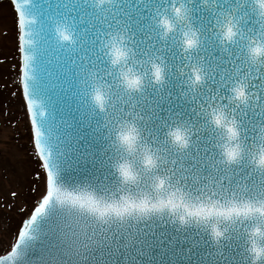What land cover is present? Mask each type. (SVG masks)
Instances as JSON below:
<instances>
[{
  "label": "snow or ice",
  "instance_id": "obj_1",
  "mask_svg": "<svg viewBox=\"0 0 264 264\" xmlns=\"http://www.w3.org/2000/svg\"><path fill=\"white\" fill-rule=\"evenodd\" d=\"M11 4L43 186L0 264H264V0Z\"/></svg>",
  "mask_w": 264,
  "mask_h": 264
},
{
  "label": "trees",
  "instance_id": "obj_2",
  "mask_svg": "<svg viewBox=\"0 0 264 264\" xmlns=\"http://www.w3.org/2000/svg\"><path fill=\"white\" fill-rule=\"evenodd\" d=\"M2 1L3 0H0V5ZM4 28H6V30H4L1 33L3 35H8L9 38H12L14 35L15 27L12 26L9 27L7 25ZM17 57L18 54H17L16 43L14 41L11 42L8 40H3V38L0 39V121H2L4 124L7 125L10 124L13 127L14 134H12V140L18 141L26 138L25 149L31 155L30 161L31 164L33 165V170L30 172V177H31L30 179L32 181L29 183L28 181L27 182L23 181L21 185L22 189L21 191H15L17 193L15 197L12 195V192H14L12 191V189L10 190V192L8 191V193H6L7 195L9 194V200H10L7 204L8 206H5L3 204L0 205L1 207L5 206L7 209L9 208L15 212L14 214L16 215L18 221L16 225H14L13 230H16L24 215L31 210L34 204L33 202L37 197V193L40 190V180H41V179H37V177L35 176V172L40 171V167L37 160L34 158L35 155L33 154L32 151H30L31 145L29 141L30 137L27 130V126L23 121V119L20 118L19 115L20 111L18 110L19 106L21 105V99L19 96L18 89H16L17 86L15 81V74L17 73L18 70ZM19 125L21 130L16 127ZM10 168L11 166L9 165V163L4 162V164H2L1 172H0V183L1 181L3 182V178H6L4 172L7 171L9 172ZM34 179H36L37 181L35 182ZM36 183H38L37 186ZM10 187H12V185H10ZM20 195L23 196L21 204L19 205L18 208L15 207L12 208L13 203L16 202V199H18ZM2 210L9 212L8 210L3 208L0 209V212H3ZM3 215L6 216L5 213H3Z\"/></svg>",
  "mask_w": 264,
  "mask_h": 264
},
{
  "label": "rangeland",
  "instance_id": "obj_3",
  "mask_svg": "<svg viewBox=\"0 0 264 264\" xmlns=\"http://www.w3.org/2000/svg\"><path fill=\"white\" fill-rule=\"evenodd\" d=\"M15 17H14V13H13V9L11 4L9 3V1L4 0L1 3L0 6V39L3 38V40H8L11 42H15V38L12 41V38H9L8 35H3L1 32H3L4 30H6V28H4L5 26H9V27H13L15 24ZM16 25V24H15ZM16 27V26H15ZM17 30V28H16ZM14 36V35H13ZM22 109H21V113L19 112V115L21 116V119H23L24 115L22 113ZM20 119V120H21ZM24 121V120H23ZM20 122V121H19ZM22 122V121H21ZM18 129H20V125L16 126ZM28 129V127H27ZM13 127L9 124H4L2 121H0V150H10V151H18V152H23L25 155V160L27 161L26 164L21 165L19 163H9L6 160H4L2 157H0V172H1V166L2 164H4V162L9 163V165L11 166L9 172H4L6 175V178H3V182L1 181L0 183V205L3 204L5 206H8V202L9 200V194L7 195L6 193H8V191L10 192V190L12 189V191H21L22 187V182H31L32 180L30 179V172L33 170V165L31 164L30 161V154L29 152L25 149V144H26V138L21 139V140H12V134H14L13 131ZM21 130V129H20ZM21 142V145H20ZM31 144V142H30ZM32 151V147L30 146ZM33 152V151H32ZM34 181L36 182L37 180L34 179ZM10 185H12V187H10ZM38 185V183H36V186ZM35 187V186H34ZM42 189V182H40V190ZM39 190V191H40ZM39 194V192L37 193V195ZM22 197L23 196H19L18 199H16V202L13 203L12 208H18L19 205L22 202ZM4 199V200H2ZM1 207L3 209L8 210L9 212L2 210L3 212H0V255L2 253H5L10 247L9 245L13 243L14 240V225H16L17 223V217L14 214L15 212L11 209H7L6 207ZM0 208V209H1ZM3 213L6 214L3 215Z\"/></svg>",
  "mask_w": 264,
  "mask_h": 264
},
{
  "label": "water",
  "instance_id": "obj_4",
  "mask_svg": "<svg viewBox=\"0 0 264 264\" xmlns=\"http://www.w3.org/2000/svg\"><path fill=\"white\" fill-rule=\"evenodd\" d=\"M38 47H40V44H39V41H38ZM20 54V53H19ZM20 73H19V86H20V90H21V94H22V99H23V102H24V107H25V111H26V115H27V121H28V123L30 122V113H28L27 112V108H26V99L24 98V96H23V84H22V80H23V77H22V58H21V54H20ZM37 65H39V58H38V60H37ZM39 77H40V72H39V69H37V78L39 79ZM34 99H36L38 102L39 101H41L42 99H43V96L42 95H37V96H35L34 97ZM38 110H39V104H38ZM38 119H47V117H43V118H41V117H39L38 116ZM29 126H30V123H29ZM36 203V202H35ZM29 215V214H28ZM27 215V216H28ZM27 216L24 218V219H26L27 218ZM23 219V220H24ZM17 235V234H16ZM15 243V242H14ZM10 251V250H9ZM8 251V252H9ZM7 255V253H5V254H3V256L1 255L0 257H5ZM4 264H13V261L12 260H8V259H5L4 260ZM17 264H18V261H17Z\"/></svg>",
  "mask_w": 264,
  "mask_h": 264
}]
</instances>
